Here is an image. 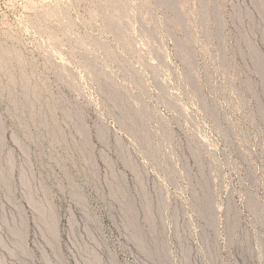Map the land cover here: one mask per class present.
<instances>
[{
    "label": "rangeland",
    "instance_id": "obj_1",
    "mask_svg": "<svg viewBox=\"0 0 264 264\" xmlns=\"http://www.w3.org/2000/svg\"><path fill=\"white\" fill-rule=\"evenodd\" d=\"M0 264H264V0H0Z\"/></svg>",
    "mask_w": 264,
    "mask_h": 264
}]
</instances>
